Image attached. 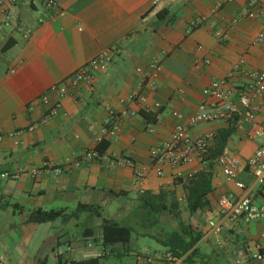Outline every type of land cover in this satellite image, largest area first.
Here are the masks:
<instances>
[{
	"label": "crops",
	"instance_id": "0c3cea01",
	"mask_svg": "<svg viewBox=\"0 0 264 264\" xmlns=\"http://www.w3.org/2000/svg\"><path fill=\"white\" fill-rule=\"evenodd\" d=\"M59 1L55 10H48L42 0H16L0 9V264H75L73 260L110 254L139 259L142 252L130 245L133 234L127 243H103L104 218L136 230L141 190H174L180 201L184 199L175 170L164 166V173L158 175L150 149L168 140L178 123L187 122L208 98L206 87L235 62L243 59L247 67L264 70V47L256 41L264 30V0L254 6L257 13L253 17L242 13L251 0ZM200 17L203 20L198 21ZM199 45L201 55L211 63L195 69ZM103 49H110L112 61L106 70L96 71L92 86L82 82L66 97L52 90ZM155 58L162 64L156 73L159 88L142 89L148 104L160 103L159 108L151 109L158 113L157 121L152 122L140 112L145 106L130 103L128 97L142 78L136 69L147 70ZM43 95L50 104L41 101ZM50 106L54 112L47 122H40ZM108 106L118 114L112 136L102 132L110 119ZM132 110L136 113L131 114ZM258 120L264 124V110ZM148 124L154 126V132L147 130ZM222 125L201 123L192 130L198 134ZM245 131L234 134L240 138L243 157L257 146ZM102 139L110 141L102 152L106 155L103 160L58 175L44 167L45 162L59 165L88 148L97 149ZM126 158L149 171L141 183L135 181L133 166L114 163ZM26 167L42 172L16 179L1 176ZM209 168V164L195 161L181 170L187 175ZM213 180L216 188L209 195L211 208L182 215L203 233L194 254L189 251L188 262L264 264L252 258L257 251L253 241L259 239L264 249V219L246 223L240 218L226 223L221 234L207 235V220L218 209L219 198L242 195L244 190L236 182L256 186L254 177L243 170L229 179L216 164ZM81 204L103 212L101 216L91 211L77 215ZM36 208H64L66 212L52 221H28ZM137 234L153 237L147 230ZM95 244H102L103 251Z\"/></svg>",
	"mask_w": 264,
	"mask_h": 264
},
{
	"label": "built area",
	"instance_id": "2783aa9c",
	"mask_svg": "<svg viewBox=\"0 0 264 264\" xmlns=\"http://www.w3.org/2000/svg\"><path fill=\"white\" fill-rule=\"evenodd\" d=\"M42 2L48 10L58 9L60 5L59 0H42ZM8 3H16V0H0V9ZM257 3L258 0H251L249 5L242 9L243 15L255 16L257 11L254 10V6ZM197 20L201 21L203 19L200 17ZM218 35L219 37L225 36L222 33H218ZM256 41L264 47V30L259 32ZM202 49L201 45L197 47L199 56L194 64L195 69L203 64L211 63L209 57L201 55ZM111 61L112 53L110 49H103L79 67L72 75L68 76L65 83L53 85L51 88L57 91L60 97H66L73 93L82 82L92 86L96 71L106 70ZM161 69L162 64L157 58L151 61L147 70L140 67L136 69L142 78L136 89L128 97L130 103L144 105L143 110L160 107V103L148 104V98L142 92V89L144 86H148L152 91L158 90L156 73ZM205 93L208 98L200 103L198 110L188 118L186 123H178L173 128L168 140L153 145L150 154L155 172L158 175L164 173V166H169L175 170L174 176L176 179L187 178L194 172L185 175L181 167L195 161L203 165L209 164V157L218 135L217 128L195 134L192 129L197 125L201 123L228 125L231 123L236 127V133L246 130L247 138L257 141L253 153L243 157L239 148L240 138L233 134L220 153L213 159L229 179H234L240 172L247 170L254 177L256 184L254 186L237 181V187L244 190L242 195L226 194L219 198L218 209L213 211L207 220L209 227L207 235L217 236L223 232L228 222H234L240 218L246 223L264 219V124L258 120L259 115L264 110V70L247 67L245 60L241 59L235 62L224 76L213 79L206 87ZM41 101L46 105L50 104L47 95H43ZM108 107L110 119L103 127L104 136H112L115 133L116 123L114 118L118 116L110 106ZM53 112L54 107L50 106L49 112L43 116L40 122H47ZM135 113V110L131 111V114ZM176 115L182 117L178 112H176ZM147 130L154 132L155 128L152 124H148ZM104 158H106L104 153L95 148H88L74 160L67 159L59 165H51L45 162L44 167H50L58 175L73 168H79L85 163L103 160ZM114 163L133 166L137 183H141L149 172L129 158L118 159ZM41 172V168L26 167L12 173L5 171L1 176L16 179L23 174L36 177ZM258 197H261L262 201L259 202ZM261 236L264 237V232ZM253 242L257 251L252 258L256 263H263L264 249L262 244L259 239ZM187 256V253L177 255L169 249H163L151 253H142L139 260L142 261V264H187ZM59 264L71 263L62 262ZM238 264H243V262L238 261Z\"/></svg>",
	"mask_w": 264,
	"mask_h": 264
},
{
	"label": "trees",
	"instance_id": "16d2710c",
	"mask_svg": "<svg viewBox=\"0 0 264 264\" xmlns=\"http://www.w3.org/2000/svg\"><path fill=\"white\" fill-rule=\"evenodd\" d=\"M163 15V11L159 12ZM149 121L156 122L157 114L151 110L140 111ZM218 135L215 145L212 148L209 157V169H202L195 172L190 177L178 178L183 186L185 197L182 201L175 195V191H167L161 189L159 192L144 191L137 199V216H142L141 221L145 226H153L161 222L163 213L168 212L173 218L180 220V225L168 232L153 234V237L165 248L173 251L177 255L188 253L186 261L192 257V253L196 250L195 246L203 236L202 231L197 230L190 222L181 219L183 213L192 214L199 210L211 208V199L209 195L215 190L214 185V168L216 163L214 158L220 153L222 148L228 142V139L236 133V127L233 124L222 125L217 128ZM109 140H103L97 146L100 152L106 150L109 146ZM83 211H91L99 216L101 212L92 205L81 204L78 207L77 215ZM66 209H34L28 221L30 222H47L65 216ZM103 243L105 245L115 244L118 242L127 243L131 240L134 227L128 224H121L104 218L102 224ZM91 230V229H90ZM189 251L192 252L189 254ZM75 264H100L99 257L89 259L73 260ZM62 263V262H60Z\"/></svg>",
	"mask_w": 264,
	"mask_h": 264
},
{
	"label": "rangeland",
	"instance_id": "374dc122",
	"mask_svg": "<svg viewBox=\"0 0 264 264\" xmlns=\"http://www.w3.org/2000/svg\"><path fill=\"white\" fill-rule=\"evenodd\" d=\"M203 124L208 125L211 123H203ZM101 212H103V211H101ZM136 212H137V209H136ZM171 217L172 216L168 212L163 213L161 222H159L158 224L153 225V226H145L143 224V222L141 221L142 216H140V217L137 216L136 221H137L138 225H136V230H134V232H133V237H132L130 245L132 247H134L136 250L141 251L142 253H143V251H145L147 253H151L153 251L152 249H155V248L156 249H163L164 247L154 237H152L150 235H146V234H144V235L142 234L141 236H138L137 232L147 230L149 232H153V234H156V233L171 231V230L175 229L171 225V223H170L171 221L174 222L173 225H177L176 227H179V225H180L179 219H178L179 222H176ZM162 220L166 221V223L164 224V222ZM61 221L62 220H60V223H61ZM94 247H97L99 250L103 251L104 246L102 244H95ZM109 249H110V247H108V251H109ZM100 261H101V264H142V261L139 260L136 255L117 257L115 254H110L107 257H101ZM187 264H192V263H189L187 261Z\"/></svg>",
	"mask_w": 264,
	"mask_h": 264
}]
</instances>
